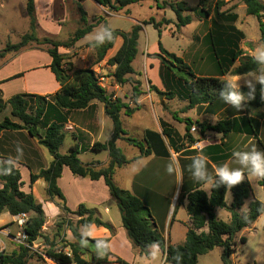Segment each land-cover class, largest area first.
<instances>
[{"label": "trees", "instance_id": "obj_1", "mask_svg": "<svg viewBox=\"0 0 264 264\" xmlns=\"http://www.w3.org/2000/svg\"><path fill=\"white\" fill-rule=\"evenodd\" d=\"M81 1L76 0L75 7L79 16V23L83 26L77 28L67 42L61 43L48 38H44L41 41L49 46L46 51L51 59L49 69L59 85V90L54 95L46 97L21 94L12 96L6 101L0 98V112L8 107L10 117L18 121V123H15L9 118H5L0 123V131L26 130L31 137L38 139L39 144L52 157L49 167L40 171L38 175H31L30 182L33 183L37 179H43L46 183L45 195L47 201L54 202L63 216L74 215L78 218L76 226H72L70 221H65L63 218H60L55 225L57 232L61 231L62 227L65 226L75 243H66L57 248L49 242L47 237H44L43 239L48 244V248L44 250L43 254L58 264H128L104 247L105 244H108V239H89L79 232V227L83 230L88 229L90 226L103 227L109 232H111L112 227L108 223L103 222L95 211L87 209L83 205L78 206L75 211H70L66 207L64 196L57 186V180L60 178L62 169L66 167L74 176L88 178L92 181L103 179L109 195L118 208L121 225L126 237L132 247L139 250L140 255L145 256V253L149 250L148 245L156 243L159 245L166 263L198 264L197 259L199 256L207 254L216 247H221L223 249V264H227L226 258L229 259L230 255L236 252L238 233L249 229L264 212L263 205L256 200H252L248 204L246 211H242L244 201L251 195V187L247 180H242L239 184L229 189L232 195V202L228 208L224 200L227 191L225 185L210 190V196L199 189L200 186L189 190L184 195H179L176 203L181 204L184 199L186 200V212L190 218L191 226L187 230L184 243L176 246L168 244L157 232L152 223L150 213L142 202L113 183L116 169L130 163L117 147V141L122 140L138 148L140 157H147L151 154L147 143H142L126 136L120 120L121 111H123L124 115L129 116L137 109L136 102L141 95L139 83L136 81L132 82L129 77L135 73L132 62L138 51L139 33L144 26L150 25L157 32V37L160 39L163 28L172 22L165 18L157 21L154 17H150L134 25L129 32L111 30L105 24L103 29H107L112 33V39H106L102 44H98L95 41L87 45L95 53L94 64H96L105 58L107 52L112 49L115 40L117 38L121 39V46L107 60L106 64L114 67L113 78L118 85L127 83L131 85V101L135 104V107L130 108L118 99H109L99 85L98 78L92 70H73L72 66L67 69L64 68L66 57L58 52V48H72L76 42L89 34L94 28L93 25L87 22V14L81 5ZM92 1L114 12L134 4L138 5L151 1L157 10L168 7L174 14L175 22L173 23L176 31L191 23L190 16L185 15L191 9L183 2L160 4L159 0H117L115 4H112L111 0ZM241 1L245 8V15L255 17L258 24L260 42L264 46V5L260 0ZM227 4L228 2L224 0H198L197 4L201 23L209 25L208 32L203 39L208 44L215 58L220 76H225L226 74L231 76L247 75L264 69V65L259 64L253 57L244 55L243 51L239 49V43L244 39V36L234 27V23L237 21V14L232 13L230 9L222 10ZM26 12L29 19L30 33L25 34L16 44L7 43L4 49L0 50V61L7 53H16L32 42L40 43L34 35L36 24L34 0H26ZM124 14L126 16L130 15L128 10ZM157 49L158 54L154 56L160 62V78L168 92L166 94L156 93L162 96L166 95L169 99L177 97L179 100L187 101L185 108L187 110L204 105L209 107L213 104L226 105L219 96V93L223 90L225 80L195 77L181 58L163 49L160 40L157 41ZM236 62L239 65L232 68ZM20 76L16 75L11 79ZM166 79H169V82ZM255 88V98L248 102L246 109L236 111L229 106L228 111H224L225 117L214 125L200 124V135H204L205 131L222 135L239 132L252 136L254 139L258 138L260 124L264 120V111H262L264 101L261 85L257 83ZM153 89L157 91L155 88ZM240 90L244 93L248 91L246 87H241ZM93 101L103 105L104 113L112 123V132L108 140L105 143L95 142L90 147V150L94 153L107 152L108 163L102 169L81 164L76 157L78 154L77 146L71 147L66 155L59 154V148L64 141L66 114L84 110ZM250 112L252 114H249ZM232 115L234 118H230ZM183 122L187 133V142L193 144L194 142L189 136L192 122L190 120H184ZM164 133L168 135L169 131L164 129ZM257 144L263 148L260 141H257ZM214 179H218V177ZM257 183L264 191V179L259 178ZM0 184L2 185L0 189V215L4 212L10 216H16L20 213L28 214L29 218L24 232L27 236V243L31 245L32 242L42 237L41 229L46 221L41 204L35 200L32 194H26L20 190V173L9 159H0ZM215 208L226 209L230 214L229 221L219 220L214 213ZM204 228L207 229L206 232L202 231ZM98 241H101L100 246L91 251L81 245V243L85 242L97 246ZM239 243L244 244L245 239L240 238ZM66 248L70 251L69 255L64 252ZM99 252H104L105 257L98 258L97 254ZM88 254L89 262L84 259V256ZM176 255L181 256L179 262L173 258ZM29 258L28 249L22 246H19L16 252L8 256L0 252V264H27Z\"/></svg>", "mask_w": 264, "mask_h": 264}, {"label": "crops", "instance_id": "obj_2", "mask_svg": "<svg viewBox=\"0 0 264 264\" xmlns=\"http://www.w3.org/2000/svg\"><path fill=\"white\" fill-rule=\"evenodd\" d=\"M63 1L64 0H34L35 14L37 13L38 6L40 7L45 3H47L45 4L46 6H48L49 4L51 6L53 5L52 2H57L56 5L60 9V5L63 4ZM83 3L84 1L82 0L81 5ZM144 4H148L149 9L154 7L153 2L151 1L143 2L141 4H138V6H142ZM133 6L134 5L128 6L117 12H111V14L128 18L130 16H126L124 13L126 10H128L131 14L130 10ZM97 7L98 9H104V7H101L99 5H97ZM161 16L165 18L164 14H162ZM247 17L251 16L240 18L237 15L236 22H238V24L235 22L234 27L244 36V40L241 41L242 44L240 45L241 42L239 43V49L243 51L244 55L254 57L256 51L264 49V46L260 42V35L258 40L250 41L248 39L245 33L244 25L246 24V19L248 20ZM148 18L149 17L145 19L133 18V26L137 25L140 21L146 20ZM35 26L36 31L40 33L37 21ZM148 27L151 26H144L139 33L137 55H139L140 41L142 44L140 54L145 49H147L148 53L152 55L158 53L157 43L155 42V39L153 40V43H155L152 46V49L151 47L149 48L145 43H142V33L144 34L146 39L148 36ZM208 28L209 26L204 30L202 39L206 36ZM170 31L173 32L172 30ZM152 35L155 38V36H157V32L155 31V33ZM85 41L86 44H90L93 42V40ZM202 44L205 46V50L203 51V53H198V51H196L192 54L188 53L187 55H183L182 57H180L187 64V66L190 68V71L195 77L220 78L225 81H235L239 78L240 75L231 76L230 74H226L225 76H220L215 58L211 53L208 44L205 43L204 40H202ZM249 44L253 48L252 51L249 47ZM76 45H79L78 42L76 43ZM117 45H119V47L121 46L120 38H117L115 40L112 49L107 52L105 58L100 63L95 64L94 68H92L94 71H96L97 73H104L106 70H108L110 73H114V67L108 66L106 62L113 56V54H111L110 52L115 49ZM116 50H118V48ZM21 55H27L35 58H37V56H40L41 58L40 61H37V63H35L34 65L26 66L20 73L4 74L8 69V64H12V61H14L16 57H20ZM16 57L3 58L0 61V98L2 100L6 101L12 96L21 94L37 95L41 97L52 96L59 90V85L49 69L51 59L47 53H20ZM146 59L149 63V68L147 71L148 79L157 91H153L150 89L140 90L141 95L138 97L136 102L138 108L130 116H126L123 112H121L120 120L126 136L131 138V133L127 131L129 129H125V119H133V125L131 129L136 130L133 136L137 137V139L134 140L142 143H147L150 148L151 154L147 157H140L138 153L132 154L131 157H126L125 153H123L125 158L129 160L130 163L116 169L113 180L116 178L119 183L118 188L128 191L142 202L144 207L148 209L152 219V223L155 226L157 232L166 240L168 244L174 246L182 245L185 241L187 230L191 226V221L188 214H186L187 216H185L180 211L181 208H184L186 210V200L184 199L178 207V205H176L177 198L179 195H184L189 190H192L197 186H200L199 189L203 191L206 190L203 185L197 184L191 177L190 166L193 158L201 154L205 155L208 160V163L205 167L209 170L210 174L214 176L215 168L218 166L228 164L230 167H239V165L236 164L235 157L232 156L233 151H250L253 147L252 143L255 139L252 136L239 132H231L226 135H222L211 131H205L204 134L212 136L215 139V142L211 145L204 146L200 150L195 149L192 143L189 144L187 142V133L183 121L190 120L192 122V126H197L200 130V123L210 121H214V123H216V121L218 122V117L220 118V116L224 114V111L229 109L228 107L230 105L213 104L210 107L204 105V107L207 108H204V110L198 113V107L189 110L185 109L187 106V101L179 100L177 97H174L172 99H169L168 96L163 98L160 97L156 92L165 91L163 88H161L162 81L160 79V62L157 58L151 59L147 57ZM197 59L201 60V67L191 69V61L193 62ZM235 64L232 68H235L239 65L238 62H236ZM132 67L134 69L133 63ZM259 71L242 76L243 78L247 79V77L251 76V74L256 76L257 73H260ZM16 75L21 76L15 79H11ZM112 77L113 76H111L109 79H112ZM100 80L104 81L108 79L100 78ZM238 83L241 85V87H244L243 79L238 81ZM99 85L101 86V88H103V90L105 91V95L108 96L109 99H118L121 103L127 104L130 108L135 107V104L131 101L132 93L126 95L122 92L123 89H119V86L117 84L114 85V87L108 85L107 89L104 88L102 82H99ZM262 95H264V93H262ZM111 96L112 98H110ZM4 111L5 112H3L4 115L2 117H4L5 119L8 118V112L10 116V111L8 107ZM230 118H234L233 115ZM9 119L12 122L18 123L17 120L12 119L11 117H9ZM3 120L0 119V123ZM65 128L67 131H71L73 133L71 138L72 142H69L68 146L69 148L74 146L78 147L77 157L80 161V156L83 154L82 152H84V145L82 144V140H88V149H90L92 144L95 142L105 143L111 135L112 123L104 113L103 105L97 101H93L89 105V107L84 110L74 111L66 114ZM164 129H166V131H169L168 135H165ZM40 133H42V131H40ZM263 135L264 120L261 121L258 136L261 139ZM189 136L193 140V142H195L199 138V136H201L200 131H196L194 133L189 132ZM120 144H124L125 147H130L128 143L120 140L117 141V147L119 149ZM61 147L62 145L59 148V154L64 155L60 153ZM254 147L258 151V144ZM89 152H91V150H89ZM92 157L94 158L91 159L90 156L89 159L84 162L80 161V163L86 166H96L100 169L106 167L108 163L107 152L103 151ZM0 159H9L12 161V164L20 173V190L23 193L32 194L35 200L41 204L44 216L46 217L47 221L51 217H53V220L60 215V211L55 203L47 201L46 199V183L44 182V180L37 179L33 183L30 182L31 175H38L40 171L46 170L52 162V157L50 156L48 151L39 144L37 138L31 137L26 130L0 131ZM172 159L177 160L180 166L182 176L179 178V182L178 177L175 174L169 175L166 172V167ZM246 173L247 172H245V174ZM248 175L250 174L245 175V178L243 180H247L246 178ZM57 186L64 196L66 207L70 211H75L78 206L83 205L85 208L95 211L103 222L108 223L112 227L113 233L111 234L107 229L103 227L90 226L95 228V234L91 237L87 236L88 238L108 239V250L112 254L126 261L128 264H147L145 256L140 255L139 250L134 249L130 244L129 240L126 237V233L122 228L121 222L120 226H116L109 219L108 216L110 214V208L104 206L107 204H112L114 200L109 195L108 189L105 186L102 178L96 181H92L88 178L74 176L68 170V168L63 167L60 178L57 180ZM1 188L2 185L0 184V189ZM173 207L175 208V210L173 212V215L171 216ZM226 207L228 208L229 206L226 205ZM102 208L103 210H101ZM246 209L242 211H246ZM221 210H224L223 216L229 221L230 214L229 216L226 215L228 211L226 209ZM104 216H106L107 218H104ZM2 217H8L9 220L0 222V237L2 236V238H0V250L5 249L6 244L10 245L12 248H15V246L11 244V242L5 239V235L2 233L4 229L10 230L12 233L16 231V227L13 225V216H10L8 213L4 212L0 215V219ZM88 229L83 230V233L88 231ZM202 231L206 232L207 229L204 228ZM118 238H120V241H122V246L124 247V249L130 253V259H126L125 257L123 258L120 253L111 249L112 243H114V241H116ZM163 263L166 262L164 260V255L161 253L160 264Z\"/></svg>", "mask_w": 264, "mask_h": 264}, {"label": "rangeland", "instance_id": "obj_3", "mask_svg": "<svg viewBox=\"0 0 264 264\" xmlns=\"http://www.w3.org/2000/svg\"><path fill=\"white\" fill-rule=\"evenodd\" d=\"M84 3L82 4V7L88 14L87 22L90 25H93L94 28L92 31L85 35L82 39L78 41L79 45H76V43L73 45L72 48H63L60 47L58 48V52L60 54H63L66 57V61L64 63V68L67 69L69 66H72L73 70H79V69H90L92 70L97 78H98V83L102 82L104 85V88L107 89V86L110 85L111 87H114L117 83L115 82L114 78L109 79L111 76H113V73H110L108 70H106L104 73H97L94 71L92 68H94V60H95V53L94 51L90 48L87 47L88 43L86 44V37H88L91 34H94L96 31L103 29V25L107 24L109 28L112 30H120L122 32H127L130 31L132 26H133V18L136 19H145L147 17H154L157 21L163 19L161 16L162 14L165 15V19L167 20H172V23H170L168 26H165L163 28L162 34L160 39L155 36L153 37L152 34L155 33V31L151 28L148 27L147 29V38L145 39L144 34L142 33V43H145L148 45V47L152 49V46L154 43L158 40H160L162 46L166 51L169 53L174 54L176 57L180 58L183 55L192 54L196 51L198 53H203L205 50V46L202 44V36L204 34V30L209 26L208 24L203 25L201 23V20L199 18L198 14V0H159V3L162 4L164 2L167 3H174V2H183L185 3L191 11L186 13L185 15L190 16L191 18V23L188 24L187 26L181 28L179 31H176V28L174 26L175 22V16L174 14L169 10V8H164L163 10H155V8L149 9L148 4H144L142 6H138L134 4V6L131 8V14L129 15L130 17H123V16H117L115 14H111L114 11L104 8V9H98L97 4L94 3L92 0H83ZM112 4H115L117 0H111ZM225 2H228V4L222 8V10L230 9L232 13L237 14L240 18H244L245 15V8L244 5L242 4L241 0H224ZM261 3L264 5V0H260ZM75 2L76 0H64L63 4L60 5V9L56 5L55 2H52L53 5L46 6L43 4L42 6H38L37 13L35 14L34 10V17L35 20L37 21V24L39 25V31L38 33L36 31V26L34 30V35L35 37L40 41V43H30L27 47L21 49L20 51L16 53H7L4 58H12L16 57L20 53H41V54H46L47 49L49 48L48 45L43 44L41 41L44 38H48L53 41H58L61 43L67 42L70 37L74 34L77 28L82 27L83 25L79 23V16L76 12V7H75ZM0 50L4 49L6 44H16L18 43L21 38L25 34H29V19L27 16L26 12V0H0ZM52 7V8H51ZM133 17V18H132ZM248 20L246 19V24L245 25V33L250 41H255L259 39V30H258V24L255 19V17H247ZM238 24V22H236ZM172 30L173 32H171ZM170 32V33H169ZM155 39V42L153 43V40ZM244 40V39H243ZM95 42V40H93ZM242 42L240 43V45ZM139 55H136L133 63L134 66V75L129 76L132 80V82L136 81L139 83V89L140 90H146L150 89L153 90V85L150 83L148 79V68H149V63L147 61V57L151 59H156V56L149 54L147 49L143 50L142 53L140 54V50L142 48V44L140 41L139 44ZM249 47L251 51L253 50L252 46ZM119 48V45L115 47L110 53L114 55L116 49ZM109 53V56H110ZM158 54V53H157ZM40 56L31 57L27 55H21L20 57H16L14 61H12V64H8V69L4 74L8 73H20L22 70L28 66V65H34L37 63V61H40ZM45 58V57H43ZM147 62V63H146ZM71 64V65H70ZM191 69H196L201 67V60L197 59L194 60L193 62L191 61ZM237 65V64H235ZM264 69H261L259 72ZM259 73V74H260ZM257 73V75H259ZM163 77L164 74L162 73ZM256 75V76H257ZM254 75H251L247 77V79H252ZM100 78H105L108 80H100ZM161 79V78H160ZM167 80V79H166ZM169 82V79L167 80ZM162 83V82H161ZM163 84V83H162ZM161 84V88H163L165 91L160 92L166 94L168 90L165 89L164 85ZM118 85V84H117ZM119 89H123L122 92L125 93L126 95L131 94V85L129 83L124 84V85H118ZM153 87V88H152ZM156 90V88H155ZM114 93V92H113ZM157 95H159L157 93ZM160 97H166V95H159ZM263 100H264V95ZM112 98V96L110 97ZM166 107V106H164ZM138 108V106H137ZM204 106L198 107V113H200L202 110H204ZM206 111V110H205ZM228 111V110H227ZM264 111V107L262 109ZM5 112L4 110L0 112V117H2ZM8 112V111H7ZM123 112V111H121ZM249 114H252L250 112ZM8 118L9 112H8ZM130 116V115H129ZM223 117H225V114L221 115L220 118L218 117L219 120H221ZM1 120L4 119V117L0 118ZM125 129H129L131 134L132 139H137L136 136H133L135 133V129H131L133 125V119H125ZM214 121L210 122H202L200 124H206L209 126H212ZM217 123V121H216ZM215 124V123H214ZM198 125V124H197ZM199 126V125H198ZM71 131H67L66 128L64 127V138L65 141L62 144V147L60 149V153L66 155L69 153V146L68 143L72 142L71 138L73 133ZM212 137V136H211ZM213 138V137H212ZM214 142L215 139L213 138ZM83 141V154L80 156V161L84 162L87 159L94 158L92 156H95L98 153L94 152H89V142L87 139L82 140ZM257 141H262L260 142L261 145L264 148V135L263 137L258 136L252 143V146H257ZM85 143V144H84ZM263 148L259 147L257 148L258 151L263 152ZM120 150L123 153H125L126 157H131L132 154H138V148L133 147L130 145L124 146V144H120ZM78 155V154H77ZM76 155V157H77ZM78 159V157H77ZM96 169H100L96 166H94ZM247 181L251 187V195L247 200L244 201V204L242 206V210H245L248 203L252 200L259 201L263 207H264V191L262 188L258 185V179L257 177H253L251 175L247 176ZM113 183L115 186L118 187L119 183L116 180V178L113 180ZM225 203L227 206H230L232 202V195L229 190L226 191L225 193ZM113 204V205H112ZM112 204H107L104 207H109L110 208V214H109V219L112 221V223L116 226H120V214L118 211V208L113 201ZM176 205H180V203H176ZM103 207V208H104ZM103 208L101 210H103ZM99 210V211H101ZM175 208L173 207L171 211V216L173 215ZM180 211L182 214L187 216V212L184 208H181ZM186 212V213H185ZM214 213L216 214V217H218L219 220L221 221H228L227 218H225L224 215V210H221L219 208L214 209ZM227 216H229V213H226ZM49 217V216H48ZM51 217V216H50ZM29 218V215H28ZM53 217H51L48 221L46 219L44 226L41 229V238H38L36 241L32 242L31 245L28 246V251H29V261L27 264H48L46 262L47 257L43 254L44 250L48 248V244L44 241V237H47L49 242L52 243L54 246L57 248H60L63 244L69 243L73 244L75 243V240L72 238L70 235L69 231L67 228L64 226L62 227V230L57 232L55 225L57 222H59L60 218H63L65 221H70L72 226H76V222L78 218L74 215H65L63 216L61 213L59 216H57L55 219L52 220ZM104 218H107L104 216ZM9 220L8 217H2L0 219L1 221H7ZM52 220V221H51ZM79 232L83 235L84 231L82 228L79 227ZM111 234L113 231L111 230ZM2 238V236L0 237ZM244 238L245 243L240 244L239 239ZM5 239L11 242L15 246V248H12L10 245L6 244V248L3 250H0L4 255H11L13 252H16L18 250V245L15 244L13 241L9 240L8 238ZM90 239V238H89ZM236 252H233L229 260L232 264H264V212L262 215L255 221V223L249 228L245 229L242 232L239 233V235L236 238ZM82 246L86 247L89 251L93 250L96 248V246H93L88 243H81ZM111 249L114 251H117L120 253L123 258L125 257L126 259H130V253L124 249L122 246V241H120V238H118L114 243L111 245ZM64 252L70 254V251L68 248L64 249ZM222 254H223V249L221 247H216L212 251L208 252L205 255L199 256L197 259L198 264H223L222 261ZM84 259L89 262V254L84 256ZM163 264H168V263H163Z\"/></svg>", "mask_w": 264, "mask_h": 264}, {"label": "clouds", "instance_id": "obj_4", "mask_svg": "<svg viewBox=\"0 0 264 264\" xmlns=\"http://www.w3.org/2000/svg\"><path fill=\"white\" fill-rule=\"evenodd\" d=\"M86 39L95 40L98 44H102L106 39H112V33L107 29H101L89 35ZM253 58L259 64L264 65V49L257 50ZM241 79H243L244 87L248 89L246 93L240 90L241 85L238 81ZM257 83L261 85V92L264 93V70L259 75L253 76L252 79H246L240 75L235 81H225L223 83V90L219 93L220 99L236 111H242L248 107V102L255 98V84ZM232 156L235 157L236 164L239 167H230L228 164L218 166L215 168L214 176L205 167L208 163L205 155L201 154L194 157L190 166L193 181L203 185L206 189L204 192L210 196V190L217 189L221 185H225V189L229 190L239 184L245 178V172L253 177L264 179V152L257 151L253 146L250 151H233ZM166 172L169 175L175 174L178 177V182L182 176L179 163L175 159H172L168 164ZM214 177H218V179H214ZM94 234V227H89L88 231L84 233L88 237L94 236ZM100 243L101 241L97 242V248L100 246ZM104 247L109 248V244H105ZM148 249L145 253L147 264H160L161 249L159 245L156 243L150 244L148 245ZM97 255L98 258L105 257L104 252H99ZM173 258L177 262L181 260L180 255H176Z\"/></svg>", "mask_w": 264, "mask_h": 264}, {"label": "built area", "instance_id": "obj_5", "mask_svg": "<svg viewBox=\"0 0 264 264\" xmlns=\"http://www.w3.org/2000/svg\"><path fill=\"white\" fill-rule=\"evenodd\" d=\"M196 131H199L197 126H192L190 128L191 133H194ZM213 143H214L213 138L208 134H204L199 136V138L193 143V147L197 150H200L204 146L211 145ZM27 220H28V214L26 213H20L16 216H13V225L16 227V231L12 233L10 230L4 229L2 233L9 240L13 241L18 246L28 248L29 244L27 243V236L24 232V228L26 226ZM66 254L69 255L68 253ZM46 262L48 264H58L48 258L46 259Z\"/></svg>", "mask_w": 264, "mask_h": 264}, {"label": "water", "instance_id": "obj_6", "mask_svg": "<svg viewBox=\"0 0 264 264\" xmlns=\"http://www.w3.org/2000/svg\"><path fill=\"white\" fill-rule=\"evenodd\" d=\"M226 263L227 264H232L228 258H226Z\"/></svg>", "mask_w": 264, "mask_h": 264}]
</instances>
